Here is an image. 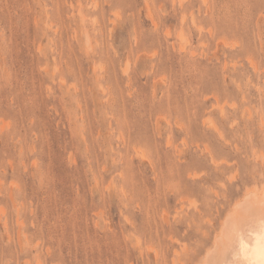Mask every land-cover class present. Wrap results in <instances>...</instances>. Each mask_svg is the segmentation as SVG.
<instances>
[{
    "label": "rangeland",
    "instance_id": "374dc122",
    "mask_svg": "<svg viewBox=\"0 0 264 264\" xmlns=\"http://www.w3.org/2000/svg\"><path fill=\"white\" fill-rule=\"evenodd\" d=\"M262 187L264 0H0V264H202Z\"/></svg>",
    "mask_w": 264,
    "mask_h": 264
},
{
    "label": "bare ground",
    "instance_id": "6f19581e",
    "mask_svg": "<svg viewBox=\"0 0 264 264\" xmlns=\"http://www.w3.org/2000/svg\"><path fill=\"white\" fill-rule=\"evenodd\" d=\"M262 188V191L251 189L244 197L241 196L242 199L236 200L237 203L223 218L215 240L206 248L202 264H264Z\"/></svg>",
    "mask_w": 264,
    "mask_h": 264
}]
</instances>
